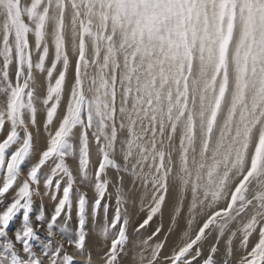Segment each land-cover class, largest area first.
I'll return each instance as SVG.
<instances>
[{"label": "snow or ice", "instance_id": "obj_1", "mask_svg": "<svg viewBox=\"0 0 264 264\" xmlns=\"http://www.w3.org/2000/svg\"><path fill=\"white\" fill-rule=\"evenodd\" d=\"M0 264H264V0H0Z\"/></svg>", "mask_w": 264, "mask_h": 264}, {"label": "rangeland", "instance_id": "obj_2", "mask_svg": "<svg viewBox=\"0 0 264 264\" xmlns=\"http://www.w3.org/2000/svg\"><path fill=\"white\" fill-rule=\"evenodd\" d=\"M88 192L91 194V189L89 188L88 189ZM43 204H44V207H45V210H46V213H50L53 209V203L51 201H49L47 198H45V200L43 201ZM40 205H41V202L39 199L36 200L35 204H34V207H33V215L35 214H38V211H39V208H40ZM75 216L73 218V227L75 225ZM155 225L153 224V227ZM149 231H151V228L149 229Z\"/></svg>", "mask_w": 264, "mask_h": 264}, {"label": "bare ground", "instance_id": "obj_3", "mask_svg": "<svg viewBox=\"0 0 264 264\" xmlns=\"http://www.w3.org/2000/svg\"><path fill=\"white\" fill-rule=\"evenodd\" d=\"M84 190L88 191V189H84ZM89 195H91V194L89 193ZM74 222H75V221H74Z\"/></svg>", "mask_w": 264, "mask_h": 264}]
</instances>
